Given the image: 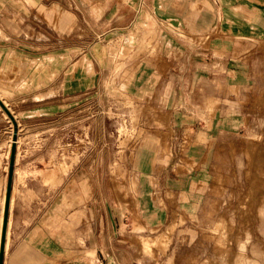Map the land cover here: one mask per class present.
Instances as JSON below:
<instances>
[{"label":"rangeland","instance_id":"rangeland-1","mask_svg":"<svg viewBox=\"0 0 264 264\" xmlns=\"http://www.w3.org/2000/svg\"><path fill=\"white\" fill-rule=\"evenodd\" d=\"M258 1L259 22L251 28L210 25L206 8L195 6L185 23L163 26V52L147 38L156 29L155 8L140 7L144 18L132 30L147 35L137 46L135 40L128 58L112 57L100 17L81 1L37 7L35 28L51 29L52 63L65 49L67 80L79 70L86 75L91 62L99 77L68 100L48 158L23 148L31 137L20 134L16 162L40 158L42 168L15 169L14 200L28 176L42 175L46 184L66 176L46 225L61 226L68 238L79 230L84 253L98 264L106 256L109 264H264V0ZM233 10L227 18L237 17ZM65 12L75 18L60 27ZM13 132L0 106V194ZM140 150L150 154L143 164Z\"/></svg>","mask_w":264,"mask_h":264},{"label":"crops","instance_id":"crops-1","mask_svg":"<svg viewBox=\"0 0 264 264\" xmlns=\"http://www.w3.org/2000/svg\"><path fill=\"white\" fill-rule=\"evenodd\" d=\"M70 1L76 7H79L81 1L83 7L93 9L92 15L100 17L104 28L102 33L108 37V47L112 49L111 54L114 58L117 55H125L128 58L130 50L135 46V40H139L137 46L142 38L146 37L145 29L132 30L144 18L143 14L139 15V8L143 6L155 8L154 16H151L153 20L150 22L156 24V29L154 35L147 38H154V45L159 52H163L167 39L163 33V26L185 23L186 17L189 15L192 17L191 11L195 6L206 8L207 22L210 25L236 21L242 25H250L251 28L257 27L259 22L258 0ZM45 3L46 0H43V3L40 0H0V99L15 118L17 150L20 134L29 135L31 138L23 143V148L41 151L44 159L45 155L46 158L49 156L61 120L66 119L68 100L74 98L76 101L84 90L95 87L99 77V73L93 72L94 63L91 62L86 75L79 70L68 81L65 49L62 57L59 54L56 58L58 63H52L50 26L47 25L46 31L37 30L33 21L36 8ZM179 6L186 10L187 15L185 13L180 17L175 13ZM166 7L172 8L170 13L164 10ZM232 7L237 16L235 19L227 18V10ZM215 8H218V12ZM53 17L54 13L48 11L49 21ZM74 18V14L65 12L58 18V24L60 27H66ZM42 24L45 25L46 22L43 20ZM34 159L23 158L21 162H16V168L24 171L29 165L40 164V158ZM138 159L140 164H143L150 159V154L140 150ZM38 166L42 168V165ZM73 166L72 175L74 182H77L75 173L80 165L76 162ZM66 181V176H63L58 184H51V180L46 184L48 181L42 175L28 176L24 180V185L17 183L16 200L13 188L4 264H98L95 256L84 253L82 242L79 241L81 235L77 233L79 230L75 229L74 236L68 238L66 230L61 226L46 225L51 208L54 210L59 208L58 202L65 193ZM7 182L6 176L4 191L0 194V245ZM2 190L0 184V193ZM96 254L99 258L98 250ZM101 264H109L107 256Z\"/></svg>","mask_w":264,"mask_h":264},{"label":"water","instance_id":"water-1","mask_svg":"<svg viewBox=\"0 0 264 264\" xmlns=\"http://www.w3.org/2000/svg\"><path fill=\"white\" fill-rule=\"evenodd\" d=\"M0 106L11 118V120L14 123V126H16L15 118L13 117L10 110L1 99H0ZM17 141H18L17 128H15V134L13 138V145H12L10 161H9L8 182L6 188V202H5L4 220H3V228H2V239L0 245V264H4V257L6 250V240H7L8 225L10 220V207H11L13 188H14V175L16 169Z\"/></svg>","mask_w":264,"mask_h":264},{"label":"bare ground","instance_id":"bare-ground-1","mask_svg":"<svg viewBox=\"0 0 264 264\" xmlns=\"http://www.w3.org/2000/svg\"><path fill=\"white\" fill-rule=\"evenodd\" d=\"M7 188V187H6ZM5 202H6V200H5ZM5 210V209H4Z\"/></svg>","mask_w":264,"mask_h":264}]
</instances>
